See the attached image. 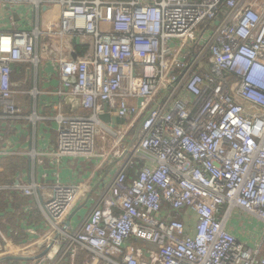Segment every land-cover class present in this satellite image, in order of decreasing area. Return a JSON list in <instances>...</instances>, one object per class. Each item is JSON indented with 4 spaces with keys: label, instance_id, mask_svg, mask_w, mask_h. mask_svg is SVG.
Segmentation results:
<instances>
[{
    "label": "built area",
    "instance_id": "obj_1",
    "mask_svg": "<svg viewBox=\"0 0 264 264\" xmlns=\"http://www.w3.org/2000/svg\"><path fill=\"white\" fill-rule=\"evenodd\" d=\"M50 7L58 17L41 27ZM14 14L20 20L9 29ZM47 37L65 39L67 49L70 39L88 44L82 53L54 52L67 80L54 94L78 100L81 112L62 113L58 100L48 117L57 124L54 145L28 151L55 167L50 185H0L40 195L46 220L21 244L0 231V258L264 264L261 243L248 247L227 228L235 209L264 224V0H0V122L39 118L21 115L11 64L37 66ZM104 105L121 124L99 119ZM99 130L122 157L115 171L93 193L83 182L61 183V157H97ZM78 207L85 210L73 224Z\"/></svg>",
    "mask_w": 264,
    "mask_h": 264
},
{
    "label": "crops",
    "instance_id": "obj_2",
    "mask_svg": "<svg viewBox=\"0 0 264 264\" xmlns=\"http://www.w3.org/2000/svg\"><path fill=\"white\" fill-rule=\"evenodd\" d=\"M58 7L43 8L39 25L43 27L49 18H57ZM3 19L2 22H4ZM18 15L14 14L16 25L7 26L15 28L19 23ZM7 21V19H6ZM21 24V23H20ZM23 27V25H20ZM69 45L78 53H82L88 44H83L79 39H70ZM68 50L66 40L59 37H47L38 45L41 61L37 66L29 62L16 63L14 74L11 76L15 83L14 100L21 108V115L29 116L35 112L39 118H20L15 121L6 119L0 122V145L8 152L0 156V185H9L19 178L21 183L36 180L39 183L50 185L55 179L56 169L49 164V158L42 156L30 157L28 151L35 150L40 153L51 148L56 141V122L48 119L56 110L54 105L61 101V111L65 114L81 112L75 101H68L54 94L59 86L65 85V79L60 77L57 67V56L60 49ZM55 52V53H54ZM36 88V96L30 94ZM118 123H110L112 126ZM97 157L66 156L61 157L58 163V177L63 184L83 182L89 185V191H95L100 186V180H106L115 171L122 157H117L111 152V141L99 136L96 140ZM109 152V153H107ZM102 154V155H101ZM39 160L42 163L39 164ZM40 195L23 196L19 191L11 189L0 190V231L14 244L25 243L31 239L27 229L40 231L45 226L46 220L39 208ZM29 209V210H25ZM85 209L77 208L72 216V223L78 222ZM73 212V211H72ZM191 212V211H190ZM192 214V212H191ZM195 215L192 216L187 229L193 232ZM228 230L237 239L248 247L256 243L262 244L261 253L264 256V224L256 217L235 209L227 221ZM3 241L1 240L0 243ZM82 253L76 258L74 264L82 263ZM0 264L12 261L13 264H27L31 259L21 257L0 258ZM4 259V260H3ZM61 264H69L65 261Z\"/></svg>",
    "mask_w": 264,
    "mask_h": 264
},
{
    "label": "water",
    "instance_id": "obj_3",
    "mask_svg": "<svg viewBox=\"0 0 264 264\" xmlns=\"http://www.w3.org/2000/svg\"><path fill=\"white\" fill-rule=\"evenodd\" d=\"M13 66H14V65H13V63H12V64H11V67L13 68ZM65 99L68 100V101H71V100H72V97H71V96H67ZM78 102H79L78 100H75V105H76V106L78 105ZM98 117H99V119H100L101 121H103V122H107V123H118V122L123 121L122 118H119V117H117V116H115V115H110V114L107 112V107H106V105H104L103 110L99 112ZM133 139H134V137H133ZM74 212H75V211H73V212L70 213V215H69V219L72 217V215L74 214Z\"/></svg>",
    "mask_w": 264,
    "mask_h": 264
},
{
    "label": "rangeland",
    "instance_id": "obj_4",
    "mask_svg": "<svg viewBox=\"0 0 264 264\" xmlns=\"http://www.w3.org/2000/svg\"><path fill=\"white\" fill-rule=\"evenodd\" d=\"M14 5H15V4H12V7H14ZM19 5H20V7H21V6L23 7L24 12H25L24 15L27 16V15L29 14V12H30L29 9H28L27 7H25L23 4H20V3H19ZM9 6H10V5H9ZM98 133H99V134H98ZM98 133H97L98 135L96 136V139H98V137L101 135L100 133H102V132L99 130Z\"/></svg>",
    "mask_w": 264,
    "mask_h": 264
},
{
    "label": "trees",
    "instance_id": "obj_5",
    "mask_svg": "<svg viewBox=\"0 0 264 264\" xmlns=\"http://www.w3.org/2000/svg\"><path fill=\"white\" fill-rule=\"evenodd\" d=\"M14 74V70L12 71V75ZM15 75V74H14ZM134 175H135V171H134V169L132 168V169H129L128 171H127V178L128 179H132L133 177H134Z\"/></svg>",
    "mask_w": 264,
    "mask_h": 264
}]
</instances>
